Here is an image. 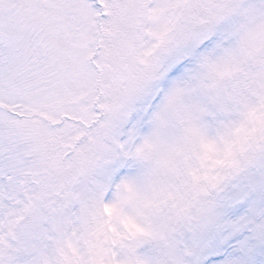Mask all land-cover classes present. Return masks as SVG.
<instances>
[{"label": "snow or ice", "instance_id": "6c2138e0", "mask_svg": "<svg viewBox=\"0 0 264 264\" xmlns=\"http://www.w3.org/2000/svg\"><path fill=\"white\" fill-rule=\"evenodd\" d=\"M0 264H264V0H0Z\"/></svg>", "mask_w": 264, "mask_h": 264}]
</instances>
